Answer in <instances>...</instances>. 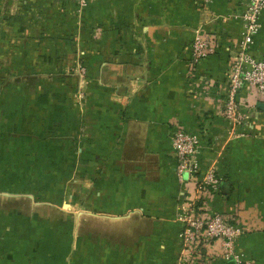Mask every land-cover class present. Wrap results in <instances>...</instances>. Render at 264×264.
Masks as SVG:
<instances>
[{
  "label": "crops",
  "instance_id": "0c3cea01",
  "mask_svg": "<svg viewBox=\"0 0 264 264\" xmlns=\"http://www.w3.org/2000/svg\"><path fill=\"white\" fill-rule=\"evenodd\" d=\"M243 2L0 0V264H180L174 125L223 176L206 202L244 230L234 254L264 264V110L236 140L220 114ZM196 31L219 49L193 76Z\"/></svg>",
  "mask_w": 264,
  "mask_h": 264
},
{
  "label": "built area",
  "instance_id": "2783aa9c",
  "mask_svg": "<svg viewBox=\"0 0 264 264\" xmlns=\"http://www.w3.org/2000/svg\"><path fill=\"white\" fill-rule=\"evenodd\" d=\"M94 0H75L83 9ZM206 2V1H205ZM240 15L242 31L226 72V88L220 109L225 121L227 140H236L246 135L248 111L255 104H264V59L251 54L254 38L260 28V18L264 13V0H244ZM219 49L217 39L196 31L190 45L188 72L196 75L200 61L214 55ZM84 75V67H79ZM250 95L251 101L242 103L241 93ZM169 144L175 157L174 174L183 187L181 209L175 217L180 230V264H244L233 252L237 240L244 230L234 216L216 212L209 207L210 200L220 190L223 176L217 171L216 163H211L201 171L200 137L196 133L174 125L169 133ZM217 244L221 250L218 263L212 261L207 248Z\"/></svg>",
  "mask_w": 264,
  "mask_h": 264
},
{
  "label": "water",
  "instance_id": "95a60500",
  "mask_svg": "<svg viewBox=\"0 0 264 264\" xmlns=\"http://www.w3.org/2000/svg\"><path fill=\"white\" fill-rule=\"evenodd\" d=\"M256 108L260 111H263L264 110V104L263 103H257L256 104Z\"/></svg>",
  "mask_w": 264,
  "mask_h": 264
},
{
  "label": "rangeland",
  "instance_id": "374dc122",
  "mask_svg": "<svg viewBox=\"0 0 264 264\" xmlns=\"http://www.w3.org/2000/svg\"><path fill=\"white\" fill-rule=\"evenodd\" d=\"M18 71V70H17ZM68 176H70V175H68Z\"/></svg>",
  "mask_w": 264,
  "mask_h": 264
}]
</instances>
